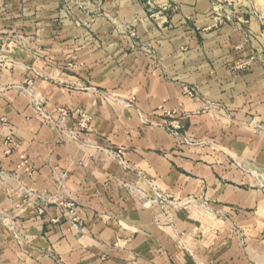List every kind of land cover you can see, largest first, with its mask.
<instances>
[{
  "label": "crops",
  "instance_id": "0c3cea01",
  "mask_svg": "<svg viewBox=\"0 0 264 264\" xmlns=\"http://www.w3.org/2000/svg\"><path fill=\"white\" fill-rule=\"evenodd\" d=\"M0 39V264H264V0H0Z\"/></svg>",
  "mask_w": 264,
  "mask_h": 264
},
{
  "label": "built area",
  "instance_id": "2783aa9c",
  "mask_svg": "<svg viewBox=\"0 0 264 264\" xmlns=\"http://www.w3.org/2000/svg\"><path fill=\"white\" fill-rule=\"evenodd\" d=\"M165 6H166V9L172 8V5L167 4ZM150 7H153L152 3H150ZM0 52H3V49H1ZM8 63L9 61L4 59L3 54H0V67H7ZM13 64L14 62H11V65ZM13 88L15 89L17 88L19 91L20 90L24 92L27 91V93H29V95L32 96L31 98H32L34 109L36 110L38 115L44 120L46 125L55 127L59 132H61V134H64L67 137V139L76 140L77 138L76 132L67 130L66 129L67 127L65 125V121L69 118V116L72 113L71 111H69L65 107H60L57 109L47 111L43 100L40 97H35L32 94L33 86H32L31 81H28L27 86L25 87L16 85ZM184 93L191 97L196 95V91L194 89L186 88L184 89ZM133 103H134V99H131V100H128L127 105L132 106ZM164 113L169 117H172L173 115V113L170 111H164ZM74 114L79 117L80 130L81 131L87 130L89 126V122H90V117L82 110H77L74 112ZM252 129L254 130L256 134L264 136V124H257L253 126ZM175 134L178 135L177 133ZM115 154L120 159L119 162L124 167L128 168V165L125 162V159L123 157V151L118 150ZM22 165L23 167L26 168V166H28L27 161H24ZM26 169L29 173L31 172L30 167ZM148 185L152 192V195L147 197L149 206L159 207L164 210L168 208H175L178 206L179 201H177L175 196L171 195L170 193L162 191L154 182H149ZM24 197H25V202H28V203L30 202L35 205L36 213L39 215H43L45 213L47 205L51 202V200H49L46 196H43L42 194L35 192L33 189H27L25 191ZM59 205L63 209L64 218L70 221L72 228L75 230H81V227H82L81 222L79 221V218L76 216V213H75V204L71 202H61Z\"/></svg>",
  "mask_w": 264,
  "mask_h": 264
},
{
  "label": "rangeland",
  "instance_id": "374dc122",
  "mask_svg": "<svg viewBox=\"0 0 264 264\" xmlns=\"http://www.w3.org/2000/svg\"><path fill=\"white\" fill-rule=\"evenodd\" d=\"M3 49L2 48V42H1V39H0V50ZM0 54H3V52H0Z\"/></svg>",
  "mask_w": 264,
  "mask_h": 264
}]
</instances>
